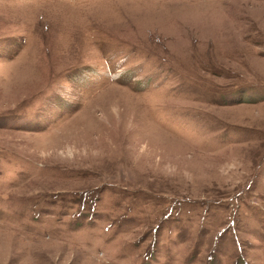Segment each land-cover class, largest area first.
Instances as JSON below:
<instances>
[{
    "label": "rangeland",
    "instance_id": "374dc122",
    "mask_svg": "<svg viewBox=\"0 0 264 264\" xmlns=\"http://www.w3.org/2000/svg\"><path fill=\"white\" fill-rule=\"evenodd\" d=\"M0 264H264V0H0Z\"/></svg>",
    "mask_w": 264,
    "mask_h": 264
}]
</instances>
